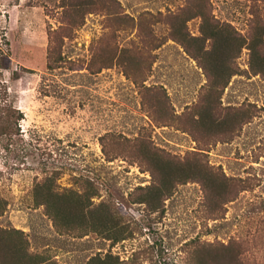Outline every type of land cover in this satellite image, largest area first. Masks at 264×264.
I'll return each instance as SVG.
<instances>
[{
  "label": "rangeland",
  "instance_id": "rangeland-1",
  "mask_svg": "<svg viewBox=\"0 0 264 264\" xmlns=\"http://www.w3.org/2000/svg\"><path fill=\"white\" fill-rule=\"evenodd\" d=\"M115 1L107 13L87 14L61 42V0H0V117L10 127L0 134V195L7 200L0 227L21 230L31 251L58 264H85L106 252L127 264H193L195 240L215 246L240 241L248 264H264V81L258 75L231 77L215 100L217 116H231L223 126L154 125L139 87L118 63L96 72L97 52L107 35L111 53L128 48L124 64L138 79L147 74L145 85L164 88L175 114L205 104L212 97L196 61L170 39L151 49L168 31L164 16L182 12L186 0ZM208 6L242 34L253 18L264 21V0H209ZM199 25V17L186 22L192 35L199 34ZM148 32L156 37L150 42ZM247 61L243 48L236 62L247 70ZM240 106L253 116L239 129L233 113ZM108 132L148 139L179 159L201 151L205 163L244 179L245 189L213 218L202 186L190 180L175 185L162 213L149 212L130 196L152 183L150 172L126 157L106 160L99 138ZM53 170L57 192L81 189L89 179L100 194L94 202L113 201L133 237L112 245L94 231H57L43 206L34 205L32 191Z\"/></svg>",
  "mask_w": 264,
  "mask_h": 264
},
{
  "label": "trees",
  "instance_id": "trees-1",
  "mask_svg": "<svg viewBox=\"0 0 264 264\" xmlns=\"http://www.w3.org/2000/svg\"><path fill=\"white\" fill-rule=\"evenodd\" d=\"M209 0H186L182 12L169 13L164 16L168 31L151 49L158 48L168 39L178 43L183 51L202 69L208 78L206 90L212 97L205 104H194L180 114L173 113L170 99L161 86L145 85L147 74L141 79L136 78L132 68L123 62L124 52L128 48L121 47L118 51L109 49L110 37L99 48L97 61L100 63L96 72L118 63L123 74L131 78L141 93V104L147 115L156 126L170 125L172 123L190 122L193 127L198 124H214L223 126L231 117L230 113L217 116L215 100L228 85L234 75H258L264 81V21L253 18L246 34L237 31L229 22H220L210 11ZM117 2L115 0H61V42L64 36H70L73 29L80 26L87 14L97 11L106 13ZM117 16V15H116ZM130 17V16H128ZM194 17L200 18L199 34L192 35L186 22ZM117 18V17H115ZM130 19H133L130 17ZM138 35L142 26H137ZM149 42L155 37L153 32ZM156 38V37H155ZM243 48L248 50V68L241 69L236 59ZM118 52V53H117ZM54 55V47L49 48L48 66L52 67L50 60ZM58 58V57H57ZM220 104V103H219ZM221 107V104L219 105ZM195 109L194 111H192ZM239 129L253 116L250 108L240 106L233 113ZM9 124L0 117V134L8 132ZM231 131L233 127L228 128ZM104 158L108 161L117 157L129 158L145 166L152 176V183L139 187L131 194L134 203L145 205L149 212H163L164 201L172 194L175 185L188 181H196L202 186L210 213L216 217L217 211L233 200L236 195L245 189L242 185L244 179L227 176L224 172L205 163L201 151H192L185 158L179 159L162 148L156 147L148 139L136 136L127 138L113 133L100 136ZM113 146L108 148V146ZM129 148H136L135 152H125ZM126 149V150H125ZM55 170L37 181L33 186L34 205L43 206L45 214L52 220L53 226L61 233L76 235L87 234L94 231L103 238L109 239L111 244L133 237L131 224L125 223L111 200L94 202L93 198L100 197L99 191L89 179L83 180L81 189L64 188L57 192L53 183L58 176ZM74 179H78L77 176ZM7 200L0 195V215L4 212ZM196 241V240H195ZM195 243L193 264H248L242 252L240 241L220 243L218 246L211 243ZM117 255L110 252L96 253L85 264H127ZM0 264H58L40 253L30 250L24 233L16 228L0 227Z\"/></svg>",
  "mask_w": 264,
  "mask_h": 264
}]
</instances>
